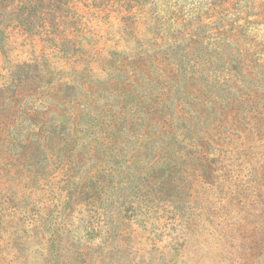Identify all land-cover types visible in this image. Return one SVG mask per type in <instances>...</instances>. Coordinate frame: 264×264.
<instances>
[{"label": "rangeland", "instance_id": "1", "mask_svg": "<svg viewBox=\"0 0 264 264\" xmlns=\"http://www.w3.org/2000/svg\"><path fill=\"white\" fill-rule=\"evenodd\" d=\"M0 264H264V0H0Z\"/></svg>", "mask_w": 264, "mask_h": 264}]
</instances>
